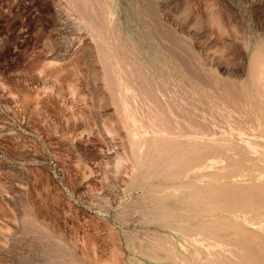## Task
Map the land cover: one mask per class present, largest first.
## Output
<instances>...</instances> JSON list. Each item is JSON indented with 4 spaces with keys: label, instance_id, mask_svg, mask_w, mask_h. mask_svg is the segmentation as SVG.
<instances>
[{
    "label": "rangeland",
    "instance_id": "rangeland-1",
    "mask_svg": "<svg viewBox=\"0 0 264 264\" xmlns=\"http://www.w3.org/2000/svg\"><path fill=\"white\" fill-rule=\"evenodd\" d=\"M0 264H264V0H0Z\"/></svg>",
    "mask_w": 264,
    "mask_h": 264
}]
</instances>
